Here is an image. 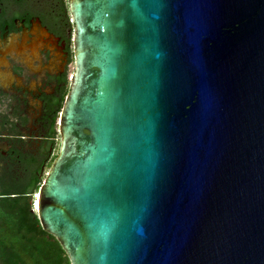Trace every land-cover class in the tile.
<instances>
[{
  "label": "water",
  "instance_id": "1",
  "mask_svg": "<svg viewBox=\"0 0 264 264\" xmlns=\"http://www.w3.org/2000/svg\"><path fill=\"white\" fill-rule=\"evenodd\" d=\"M68 5L44 230L71 264H264V0Z\"/></svg>",
  "mask_w": 264,
  "mask_h": 264
},
{
  "label": "flooded vegetation",
  "instance_id": "2",
  "mask_svg": "<svg viewBox=\"0 0 264 264\" xmlns=\"http://www.w3.org/2000/svg\"><path fill=\"white\" fill-rule=\"evenodd\" d=\"M57 5L0 0V181L5 185L27 183L34 167L41 165L43 174L55 159L73 73L68 65L74 62L68 15Z\"/></svg>",
  "mask_w": 264,
  "mask_h": 264
},
{
  "label": "trees",
  "instance_id": "3",
  "mask_svg": "<svg viewBox=\"0 0 264 264\" xmlns=\"http://www.w3.org/2000/svg\"><path fill=\"white\" fill-rule=\"evenodd\" d=\"M56 2L66 14L65 0ZM62 100L63 97L54 110V124ZM52 134H55L54 127ZM41 168L39 165L31 170L27 183L19 182L11 186L0 181V264H71L58 239L44 230L36 208L34 210L44 179Z\"/></svg>",
  "mask_w": 264,
  "mask_h": 264
},
{
  "label": "rangeland",
  "instance_id": "4",
  "mask_svg": "<svg viewBox=\"0 0 264 264\" xmlns=\"http://www.w3.org/2000/svg\"><path fill=\"white\" fill-rule=\"evenodd\" d=\"M38 2V1H43V0H35V2ZM50 5H52L53 6V8H59V6L57 5V2H56V0H46ZM65 2H66V7H67V15L68 16H70V12H69V5H68V0H65ZM69 21H70V27H71V29H70V31L68 32L69 34H71V36H73V23L71 22V17L69 18ZM70 49H73V45L71 44V46H70ZM68 70H69V72H70V74L72 73L71 71L72 70H74V62L73 61H71L70 63H69V65H68ZM59 148H60V138H57V144H56V147H55V149H54V154H56V153H58L59 152ZM53 154V155H54ZM46 171L44 172V174H43V178H45V175H46V173H47V171H48V169H45Z\"/></svg>",
  "mask_w": 264,
  "mask_h": 264
},
{
  "label": "bare ground",
  "instance_id": "5",
  "mask_svg": "<svg viewBox=\"0 0 264 264\" xmlns=\"http://www.w3.org/2000/svg\"><path fill=\"white\" fill-rule=\"evenodd\" d=\"M37 202V201H36Z\"/></svg>",
  "mask_w": 264,
  "mask_h": 264
}]
</instances>
